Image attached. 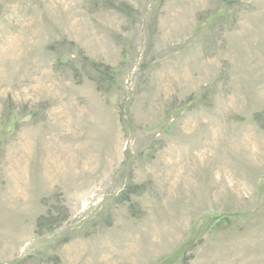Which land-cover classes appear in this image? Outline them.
<instances>
[{"label":"rangeland","instance_id":"obj_1","mask_svg":"<svg viewBox=\"0 0 264 264\" xmlns=\"http://www.w3.org/2000/svg\"><path fill=\"white\" fill-rule=\"evenodd\" d=\"M0 264H264V0H0Z\"/></svg>","mask_w":264,"mask_h":264}]
</instances>
